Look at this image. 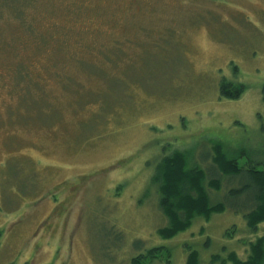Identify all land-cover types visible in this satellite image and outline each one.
Instances as JSON below:
<instances>
[{
    "label": "rangeland",
    "instance_id": "1",
    "mask_svg": "<svg viewBox=\"0 0 264 264\" xmlns=\"http://www.w3.org/2000/svg\"><path fill=\"white\" fill-rule=\"evenodd\" d=\"M40 3L38 30L54 34L63 23L69 32V2ZM83 5L80 33L110 47L105 59L117 50V61L70 45L53 55L60 82L46 72L53 52L32 58L24 43L11 49L12 19L0 17V264H131L155 248L162 250L149 264H188L191 253L196 264H231L223 263L231 254L246 262L248 244L264 237V223L251 232L235 212L247 197L228 199L223 213L163 240L157 231L168 220L151 180L162 155L174 151L189 152L191 164L214 141L229 142L231 154L261 152L264 0ZM18 56L36 63L52 100L39 107L40 123H12L21 108L6 66ZM223 80L246 88L239 100L220 96ZM221 187L208 190L211 203L226 200L232 186Z\"/></svg>",
    "mask_w": 264,
    "mask_h": 264
},
{
    "label": "trees",
    "instance_id": "2",
    "mask_svg": "<svg viewBox=\"0 0 264 264\" xmlns=\"http://www.w3.org/2000/svg\"><path fill=\"white\" fill-rule=\"evenodd\" d=\"M45 1L0 0V17L3 18L2 13L5 11L4 15H10L12 19L11 24H7L11 29L9 34V36L11 35V49L17 43H24L25 48H31L32 58L41 56L45 49L52 51L53 54L47 63L46 72L54 82H60L61 76L58 72L53 71L57 66L53 55L56 54L55 52H62L70 45L78 46L87 53L98 54L105 63L116 64L117 50H109L113 51L112 55H105L106 58H109L105 59L102 51L108 50L110 47L105 49L104 44L102 45L93 38H86V31L80 33L79 27L86 18V16L82 17L83 4L86 0H65L69 2L66 7L68 14L73 15L69 19L73 22V27L69 32H66L63 23L55 25L56 32L54 31V34H51L50 31H40L36 25L35 11L40 6V2L44 3ZM3 31L5 30L1 27L0 46L5 47L1 45L3 44L2 39L6 38L4 35L6 33ZM77 56L79 59L76 62L87 61L86 58ZM32 58H25L28 59L26 61L20 57L19 60H15L13 57L6 66V72L9 73L11 81V96L16 98L17 107L21 108L19 114H16L17 112L11 114V117L15 116L12 123L15 121L33 123L37 121L40 123L38 120L39 107L50 106V102L52 103L49 94L43 87L45 79L34 71L36 63L32 61ZM123 72H127V69H123ZM245 90L246 88L242 84L223 80L220 84L219 94L222 98L236 100ZM22 94H25V101L21 98ZM54 120V123L60 122V115L58 116L57 112ZM228 143L226 141L210 142L209 150H204L203 155L196 158L194 164L190 163L189 152L174 151L170 155H162L161 162L156 166L151 180L152 185L156 188L158 208L168 220V226L157 231L160 238L170 240L185 232L195 219L208 221L212 216L223 213L225 201H229L228 199L239 201L247 197L243 207H235V212H241L249 231L254 232L259 225L264 223V143H261L263 144L260 146L261 152L256 155L248 153L245 149L231 154L228 149L232 146ZM198 161L199 163L209 162V164L207 163V168L203 169V167L201 168L202 164L200 166ZM224 181L232 186L225 192L226 200L211 203L208 190L215 193L221 192V184ZM226 234L225 232V236ZM227 237L230 238L231 235L228 234ZM248 247L249 256L246 262L239 261L234 254L228 255L226 261L231 264H264V237L250 242ZM161 250L162 248L149 250L146 254L133 258L131 264H149L158 259L156 253ZM196 257L195 253H191L188 257V264H196Z\"/></svg>",
    "mask_w": 264,
    "mask_h": 264
},
{
    "label": "flooded vegetation",
    "instance_id": "3",
    "mask_svg": "<svg viewBox=\"0 0 264 264\" xmlns=\"http://www.w3.org/2000/svg\"><path fill=\"white\" fill-rule=\"evenodd\" d=\"M234 83H237V82H234ZM242 95V94H241ZM241 95L239 96V98L241 97ZM263 96H264V94H263ZM239 98H238V100H239ZM139 256V255H138ZM137 257V256H136ZM135 257V258H136ZM214 257V256H213ZM218 257V256H217ZM228 257V256H227ZM214 259V258H213ZM227 259V258H226ZM226 259L225 260H223V263H226L227 261H226ZM228 263V262H227ZM222 264V263H221Z\"/></svg>",
    "mask_w": 264,
    "mask_h": 264
}]
</instances>
